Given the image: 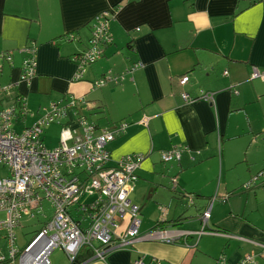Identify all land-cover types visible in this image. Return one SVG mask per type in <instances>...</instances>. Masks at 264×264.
Listing matches in <instances>:
<instances>
[{"label":"crops","instance_id":"0c3cea01","mask_svg":"<svg viewBox=\"0 0 264 264\" xmlns=\"http://www.w3.org/2000/svg\"><path fill=\"white\" fill-rule=\"evenodd\" d=\"M103 15L109 42L75 81L72 57L88 49ZM2 53L11 60H0V86L16 85L6 102L20 97L25 103V116L13 121V129L31 127L43 108L73 97L78 116L98 132L125 124L109 145V167L126 155H148L130 194L140 208L137 235L170 232L173 243L141 240L84 264H237L247 255L264 264V252L249 242L264 245V217L246 211L252 197L264 195L258 177L264 171V0H0ZM29 58L35 67L24 81ZM183 76L189 82L180 86ZM202 93L212 94V101ZM51 126L60 132L50 150L83 135L69 112L44 128L46 148ZM173 147L183 150L180 159L163 163L160 153ZM220 194L225 198L217 201ZM238 195L242 211L233 208ZM83 198V204L91 201ZM176 199H186L199 214L209 209L207 224L201 226L199 214L177 212ZM129 227L125 217L116 231Z\"/></svg>","mask_w":264,"mask_h":264},{"label":"built area","instance_id":"2783aa9c","mask_svg":"<svg viewBox=\"0 0 264 264\" xmlns=\"http://www.w3.org/2000/svg\"><path fill=\"white\" fill-rule=\"evenodd\" d=\"M107 17L103 15L95 20L88 49L72 57L77 65L75 81L81 80L88 65L98 61L103 46L109 42ZM33 51L31 47L26 49L34 57ZM0 60L9 62L10 53L0 54ZM34 67L33 59H26L20 79L27 81ZM112 80L117 82L116 78ZM188 82L187 76L179 79L182 85ZM15 86L14 83L0 86V166L7 170V176L0 178V232H6L3 238L7 240L4 251L0 249L1 264H51L49 255L54 250L62 251L69 264H73L82 248L90 251V261H102L109 251L132 247L137 241L173 243L175 235L170 232L137 235L140 208L130 201V194L137 180L136 171L148 155H126L114 166H108L109 145L124 130L125 124L109 132H98L93 123L78 116V100L70 97L43 108L31 127L16 134L11 129L13 121L25 116V103L20 97L6 102V96ZM202 94V98L212 101V94ZM181 97L188 102L192 99L187 94ZM69 112L77 119L83 135L69 146L63 141L57 148L47 149L41 138L44 128L60 123ZM182 152L176 147L162 151L161 160L163 163L179 160ZM258 177L264 179V171ZM81 190L91 201L79 204L73 219L68 210L78 202ZM45 205L50 207V219L43 213L47 209ZM32 215L41 217L43 224L29 240H19L15 231L23 227L21 219ZM209 216L207 209L201 215L202 223L207 224ZM125 217L130 218V227L126 233L119 234L118 223ZM249 242L264 252L263 244ZM136 264L145 263L138 260ZM237 264L258 263L254 256L247 255Z\"/></svg>","mask_w":264,"mask_h":264},{"label":"rangeland","instance_id":"374dc122","mask_svg":"<svg viewBox=\"0 0 264 264\" xmlns=\"http://www.w3.org/2000/svg\"><path fill=\"white\" fill-rule=\"evenodd\" d=\"M11 129L16 134H18V133L21 132L20 131L21 130L20 126H19V129H18V127L15 125L14 126V129L16 130L15 131L13 129V125H12V128ZM17 131H19V132H17ZM59 132H60V130L57 128V126H51V127L48 128L47 135H46V138H45V144H46L47 148L51 149V146L54 145V144H56L58 142V140H59V137H58ZM160 158H161V153H160ZM6 176H7V170L4 167L0 166V178H5ZM193 178H199V177L192 176V179ZM233 180H235V178ZM214 193H215V190H214L213 194ZM221 197H224L225 198V196H223L222 194H220V196L217 198V201H219V200L222 201V198ZM237 197H238V199L236 198L234 200L235 205H234L233 208L235 210H237V211H242V209L244 208V205H245L244 204V200L241 198V195H238ZM176 200L174 201V204L175 203L177 204V212L182 209V210H184L185 214L187 216H189V217H195V216H197L199 214L198 208H196V206L194 207L191 204L188 205V202H187L186 199L183 202H180L178 199H176ZM85 201H86V198H83V199L80 200V203L81 202H85ZM216 204L217 205H219V204L223 205V203H216ZM77 207H78V205H77ZM76 208L74 209L73 214L76 213ZM220 209H221L220 207H216L214 209V212H213L212 216H215ZM249 210L251 211V214H253L254 217H261V216L264 217V195L263 194L262 195H258L256 198L255 197H252L249 200V202L247 204V207H246V211H249ZM46 211L50 212V208H47ZM202 212L197 216V219L199 218V221L201 222V226H202V221H201L202 220L201 219ZM179 214H180V212L177 215H179ZM36 218L37 217H35L34 219L27 220L26 217H23L21 219V225L23 227L22 228L20 227V228H18L15 231L16 232V235H17V237H18L19 240H22L23 241V240H26V239L30 238L31 235H32V233L36 229L39 228V225L35 224ZM184 225H185V227H183V229L185 230L187 224L184 223ZM209 226L212 227V228L214 227L212 224H209ZM5 235H6V232H0V236H1L0 241L2 243L3 248H6V244H7V240L5 238H3ZM195 238L198 239L200 237L195 236ZM49 260H50V263L51 264H69L67 257L60 250H54L49 255Z\"/></svg>","mask_w":264,"mask_h":264},{"label":"trees","instance_id":"16d2710c","mask_svg":"<svg viewBox=\"0 0 264 264\" xmlns=\"http://www.w3.org/2000/svg\"><path fill=\"white\" fill-rule=\"evenodd\" d=\"M88 45H89V42H88ZM88 47V46H87ZM84 51H82L81 53H83ZM81 53H79V54H81ZM79 54H77V55H79ZM74 57V56H73ZM96 63V62H95ZM94 63V64H95ZM107 168H109V167H105V169H107ZM136 176H137V173H136ZM89 177V176H88ZM86 194V193H84V191H82L81 190V192H80V194L78 195V202L76 203V204H74L69 210H68V213H69V215L71 216V218H76V213H74L73 214V212H74V209L77 207V205H79V204H83L82 202L80 203V200H79V198H80V196H81V194ZM86 204V203H85ZM43 213H45L48 217H49V219L51 218V214H50V212H48V211H43ZM27 217H29V219H34L35 217H37L36 218V222H35V224H37V225H42L43 224V219L41 218V217H39V216H37V215H32L31 217L30 216H27ZM26 217V218H27ZM28 219V218H27ZM178 220H183V219H185V218H182V217H178L177 218ZM34 233V232H33ZM33 233H32V235H33ZM32 235H31V237H32ZM30 237V238H31ZM30 238H28V239H26V240H29ZM19 245H20V242H19ZM0 249H1V251L3 252L4 251V249L5 248H3V246H2V243H1V241H0ZM20 250V249H19ZM90 257H91V253H90V251L88 250V249H86V248H82L81 249V251H80V253L78 254V256H77V258L74 260V263L73 264H84L85 262H87L89 259H90ZM7 260H5V261H3L2 263H5ZM1 264V263H0Z\"/></svg>","mask_w":264,"mask_h":264},{"label":"bare ground","instance_id":"6f19581e","mask_svg":"<svg viewBox=\"0 0 264 264\" xmlns=\"http://www.w3.org/2000/svg\"><path fill=\"white\" fill-rule=\"evenodd\" d=\"M186 84H187V83H186ZM186 84L182 85V84L179 83L180 86H185ZM183 94H186V93H182L181 96H182Z\"/></svg>","mask_w":264,"mask_h":264}]
</instances>
